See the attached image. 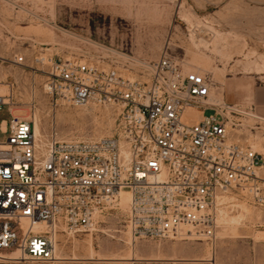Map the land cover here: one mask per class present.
<instances>
[{
  "label": "built area",
  "instance_id": "2783aa9c",
  "mask_svg": "<svg viewBox=\"0 0 264 264\" xmlns=\"http://www.w3.org/2000/svg\"><path fill=\"white\" fill-rule=\"evenodd\" d=\"M46 74L55 106L115 108L118 133L42 140L32 120H0V261L54 260L58 234L95 230L123 192L135 239L185 232L215 247L225 194L241 189L264 207V155L234 141L238 111L215 98L208 75L166 55L147 82L77 60L51 61ZM11 100L0 92V113Z\"/></svg>",
  "mask_w": 264,
  "mask_h": 264
},
{
  "label": "rangeland",
  "instance_id": "374dc122",
  "mask_svg": "<svg viewBox=\"0 0 264 264\" xmlns=\"http://www.w3.org/2000/svg\"><path fill=\"white\" fill-rule=\"evenodd\" d=\"M164 55L208 75L215 98L238 111L229 116L234 141L264 155V121L249 109L264 85V0H0V92L12 97L0 120L36 116L42 140L51 130L62 140L114 137L115 108L55 106L51 61H87L147 82ZM223 202L215 247L185 232L135 239L122 201L95 230L58 234L54 260L0 264H264V207L241 189Z\"/></svg>",
  "mask_w": 264,
  "mask_h": 264
},
{
  "label": "crops",
  "instance_id": "0c3cea01",
  "mask_svg": "<svg viewBox=\"0 0 264 264\" xmlns=\"http://www.w3.org/2000/svg\"><path fill=\"white\" fill-rule=\"evenodd\" d=\"M249 109L264 121V85L254 89Z\"/></svg>",
  "mask_w": 264,
  "mask_h": 264
},
{
  "label": "bare ground",
  "instance_id": "6f19581e",
  "mask_svg": "<svg viewBox=\"0 0 264 264\" xmlns=\"http://www.w3.org/2000/svg\"><path fill=\"white\" fill-rule=\"evenodd\" d=\"M34 123H35V127H36V133H37V135L38 136H40L41 137V130H40V124H39V119L35 116L34 117ZM43 127V126H42ZM44 129H45V127H44ZM48 132H46V134H47ZM43 135V134H42ZM43 138H45L44 136H43ZM126 202V201H128V206H129V202H130V198H129V194H128V192H123L122 193V200H121V202ZM90 242V241H89ZM91 243H92V241H91ZM86 249V248H85ZM176 249V248H175ZM174 250V249H173ZM167 251H169V249L167 250ZM188 251V250H187ZM187 251H186V253H187ZM93 252V251H92ZM163 252V251H162ZM184 253H185V251H184ZM18 253H13L12 255H10V256H5V258L7 259V260H15V259H17V257H18ZM60 256V255H59ZM180 257V256H179ZM182 257V256H181ZM59 259V258H58Z\"/></svg>",
  "mask_w": 264,
  "mask_h": 264
}]
</instances>
